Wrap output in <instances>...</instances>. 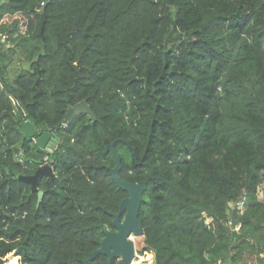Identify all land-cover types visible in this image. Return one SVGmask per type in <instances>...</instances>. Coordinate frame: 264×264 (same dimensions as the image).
Segmentation results:
<instances>
[{"label": "trees", "instance_id": "trees-1", "mask_svg": "<svg viewBox=\"0 0 264 264\" xmlns=\"http://www.w3.org/2000/svg\"><path fill=\"white\" fill-rule=\"evenodd\" d=\"M0 32V264H84L127 195L112 141L154 264H264V0H0Z\"/></svg>", "mask_w": 264, "mask_h": 264}, {"label": "water", "instance_id": "water-1", "mask_svg": "<svg viewBox=\"0 0 264 264\" xmlns=\"http://www.w3.org/2000/svg\"><path fill=\"white\" fill-rule=\"evenodd\" d=\"M84 113L89 115L92 120L96 119V115L91 107L85 101H79L74 105L68 107L66 116L62 121V125L69 124L76 116ZM23 128L29 137L34 138L35 142L44 147L49 153H52L58 143V137L54 133L48 131L38 134L29 121L23 123ZM115 141L108 143L104 147L105 152H110L114 159V166H108L115 183L127 192V195L121 199L118 210L112 214L111 225L114 230L107 227L102 228L103 238L100 246L91 251L84 264H96L94 259L98 255L106 256L108 263L111 264L113 258H118L121 264H132V260L136 256L134 241L131 236H143L142 221L138 217V210L143 201V192L146 189V182H129L123 180L119 171L121 168V161L118 153L114 147ZM43 176H54L51 165L45 163L40 165L33 174L20 176V179L30 184L31 189L36 190V185L39 179ZM43 196L42 191H38V202ZM16 264V258L12 261ZM154 264V263H153Z\"/></svg>", "mask_w": 264, "mask_h": 264}, {"label": "rangeland", "instance_id": "rangeland-1", "mask_svg": "<svg viewBox=\"0 0 264 264\" xmlns=\"http://www.w3.org/2000/svg\"><path fill=\"white\" fill-rule=\"evenodd\" d=\"M21 57L20 59H17L15 61V66L10 68V73H9V77L12 78L13 77V72L15 70H18V69H22L24 67H26V64L23 63L21 61ZM258 197L259 199H263L264 198V186L263 185H260L258 187ZM231 206H233V204H231ZM206 222H210V219L207 218L206 219ZM131 238L133 239L134 241V245H135V252H136V256L135 258L132 260V264H147V263H154L155 261V258H154V253L152 251H144L143 250V247H144V244H143V236H131ZM14 256L13 253H10L7 255V259L8 261H10L12 259V257ZM143 257L144 259H141L140 258Z\"/></svg>", "mask_w": 264, "mask_h": 264}, {"label": "built area", "instance_id": "built-area-1", "mask_svg": "<svg viewBox=\"0 0 264 264\" xmlns=\"http://www.w3.org/2000/svg\"><path fill=\"white\" fill-rule=\"evenodd\" d=\"M7 39V35L6 34H4V33H1L0 32V41H2V42H4L5 40ZM45 162L44 163H42L41 165H43V164H45V163H47V158L45 157ZM147 264H153V263H147Z\"/></svg>", "mask_w": 264, "mask_h": 264}, {"label": "flooded vegetation", "instance_id": "flooded-vegetation-1", "mask_svg": "<svg viewBox=\"0 0 264 264\" xmlns=\"http://www.w3.org/2000/svg\"><path fill=\"white\" fill-rule=\"evenodd\" d=\"M110 230H114V228L112 227V228H109ZM113 259H115L116 261H120L118 258H113Z\"/></svg>", "mask_w": 264, "mask_h": 264}]
</instances>
